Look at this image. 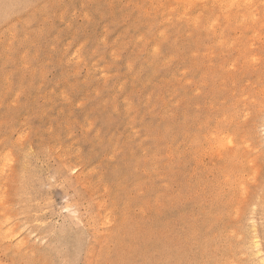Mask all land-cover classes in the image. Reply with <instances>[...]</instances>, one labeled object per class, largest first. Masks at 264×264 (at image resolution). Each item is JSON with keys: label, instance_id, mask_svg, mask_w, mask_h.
I'll return each instance as SVG.
<instances>
[{"label": "rangeland", "instance_id": "rangeland-1", "mask_svg": "<svg viewBox=\"0 0 264 264\" xmlns=\"http://www.w3.org/2000/svg\"><path fill=\"white\" fill-rule=\"evenodd\" d=\"M0 264H264V0H0Z\"/></svg>", "mask_w": 264, "mask_h": 264}, {"label": "bare ground", "instance_id": "bare-ground-1", "mask_svg": "<svg viewBox=\"0 0 264 264\" xmlns=\"http://www.w3.org/2000/svg\"><path fill=\"white\" fill-rule=\"evenodd\" d=\"M29 151V150H28ZM9 152H7V154H8ZM10 158V157H9ZM27 159V158H26ZM5 160V159H4ZM241 203V202H240ZM253 225V224H252ZM255 231V230H254ZM253 237V236H252ZM255 238V237H254ZM257 245V244H256ZM253 249V248H252ZM251 249V250H252ZM253 252V251H252ZM256 254V253H255ZM252 255V254H251ZM256 257V256H255ZM262 260V259H261ZM263 262V261H262Z\"/></svg>", "mask_w": 264, "mask_h": 264}]
</instances>
